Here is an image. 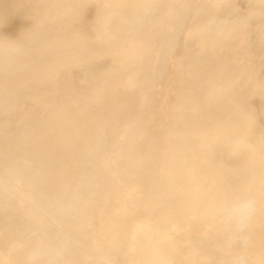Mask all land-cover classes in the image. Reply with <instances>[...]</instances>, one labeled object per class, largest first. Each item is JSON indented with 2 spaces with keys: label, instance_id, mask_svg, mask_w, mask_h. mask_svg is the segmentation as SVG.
<instances>
[{
  "label": "rangeland",
  "instance_id": "1",
  "mask_svg": "<svg viewBox=\"0 0 264 264\" xmlns=\"http://www.w3.org/2000/svg\"><path fill=\"white\" fill-rule=\"evenodd\" d=\"M263 23L264 0H0V264H49L60 249L65 264L79 251L85 264H264ZM67 54L78 62L45 64ZM136 106L147 139L125 180L106 165ZM105 174L114 187L94 215L85 196ZM247 197L257 211L235 233L223 209Z\"/></svg>",
  "mask_w": 264,
  "mask_h": 264
},
{
  "label": "bare ground",
  "instance_id": "2",
  "mask_svg": "<svg viewBox=\"0 0 264 264\" xmlns=\"http://www.w3.org/2000/svg\"><path fill=\"white\" fill-rule=\"evenodd\" d=\"M241 24V23H240ZM240 24H238V25H240ZM243 24V23H242ZM241 24V25H242ZM249 24V23H248ZM248 24H245V26H249ZM263 26H264V23H263ZM242 30L241 31H238V32H232L229 36L231 37V39L232 38H235L236 36H237V33H242V34H244L243 36H245V34H246V31H247V29H246V27H244V25L243 26H241L240 27ZM245 28V29H244ZM261 38H263V37H261ZM261 38L259 39V41L261 42ZM50 41L48 40L47 42H45V43H43V44H41L42 45V47H49L50 46ZM261 45H263L262 44V42L260 43ZM7 47V46H6ZM10 47V46H9ZM9 47H7V49L9 48ZM4 49V48H3ZM9 50V49H8ZM165 51V50H164ZM5 52V51H4ZM4 52H2V54L4 53ZM7 52H9V51H7ZM1 54V53H0ZM2 54L0 55V56H2ZM8 55V54H7ZM74 55V54H73ZM259 55H263V60H264V46H263V48L260 50V51H258V52H256V53H254V55H253V57H257V56H259ZM4 56H6V55H4ZM77 58V59H76ZM14 59V58H13ZM79 59V57L78 56H71V54L69 55V54H67V55H65V56H63V57H61V58H57V60H53V61H45V64L47 63V64H49V66H55L56 64H57V62L59 63V62H65V63H71L72 65L73 64H76ZM82 59V58H81ZM80 59V60H81ZM7 60H9V59H7ZM160 62V61H159ZM159 64V63H158ZM161 64V63H160ZM262 69H263V72H262V75H261V78L259 79V81L255 84V88H254V90H253V92L255 91V92H259V91H263L264 90V61H263V63H262ZM142 70L143 69H136V71L135 72H132V73H128V77H130L132 80H134L135 82H134V84L131 86L132 87V90H136L137 88H139L140 86H141V84H142V77H140L141 76V72H142ZM46 71L49 73H47L48 74V76H45V78H46V80L47 81H49L50 83H52L53 84V82H54V80L56 79L57 81H66L67 79L65 78V76H63V75H60V74H56V72L54 71V73H52L50 70H48V68L46 69ZM54 74V75H53ZM52 75L55 77H52ZM60 83H62V82H60ZM66 83V82H65ZM141 83V84H140ZM62 85V84H61ZM64 85V84H63ZM88 109V108H87ZM141 112V108L139 107V106H136L135 108H132V109H130V110H128L126 113H124L125 115L123 116L124 118H129V119H131L132 120V122L134 121V117H136V115L137 114H139ZM142 112H144L145 113V117H146V110H144V108H143V110H142ZM130 113H132V114H130ZM145 117H143V121H144V119H145ZM121 117H119L118 119H120ZM122 119V118H121ZM131 120H126V122L123 124V127H122V129H121V131L117 134V136L120 138L121 136H123L124 134H125V136H127V141H126V143L124 144V146H123V144L120 142V140H119V144L117 145L118 147L116 148V151L115 150H113V153H114V155L115 154H119L120 155V157H118L119 158V160L118 161H116V160H112L113 159V157H112V154H111V157H109V160H108V162H107V165L106 166H109L110 165V162L111 161H113V162H115V163H113V168H114V170H115V172H120V173H122V177L125 179V180H129V179H131L132 177H130V178H128L126 175H127V172H129V167H130V161H128L129 159H127V157H128V155L130 154V151L132 150V147L135 145V144H142V142H145V140L147 139V136H144V133L142 134V129H141V127H142V124L141 125H138V124H140V120L138 121V122H136V120L132 123L131 122ZM147 120V119H146ZM145 120V121H146ZM117 121L118 120H115V123H117ZM254 121V124L255 125H259V122H257V120L256 119H254L253 120ZM130 122V123H129ZM132 125H136L135 127H132V128H130V126H132ZM127 129H130V130H127ZM141 129V130H140ZM167 132V131H166ZM117 137V138H118ZM104 137H102L100 140H99V144L98 145H102V139H103ZM205 140V137L203 138V141ZM206 145H207V147H210L211 145H212V143H210V141H208V143H206ZM259 152V151H258ZM261 154H263V153H261ZM260 154V155H261ZM256 156H257V154H256ZM262 156V155H261ZM255 158V157H254ZM118 165V166H117ZM128 168V169H127ZM104 169L105 168H103V170L101 171V173H103L104 172ZM127 170V171H126ZM111 172H109V173H112V169L110 170ZM124 171L126 172V173H124ZM103 177H107V178H103ZM102 178H101V176H100V179H98L97 181H96V183H95V190L91 193L90 192V194L88 195V194H86V196H85V200H87V199H90L91 197H92V199L93 200H95V202H94V204H92L91 205V207L88 209L89 210V212L91 211V213H94V215H101V213H103V210H102V208L100 207V205H101V203H102V201H104L105 199H106V197H107V193H108V191L109 190H111V189H113V187H114V184L112 183V182H114L115 180H114V178L116 179V177L114 176L112 179H111V177H110V175L108 174V175H104ZM75 178V177H74ZM110 180V181H109ZM101 182H103V183H101ZM79 183V182H78ZM112 183V184H111ZM76 185V183H73V179H71V177H70V180L69 181H66L65 180V182L60 186V191H56L55 192V195H54V198H53V201L54 202H56L57 201V203L59 204V202L62 200V203H63V197H64V195H65V197H67L68 195L67 194H70V191H71V188L72 187H74ZM78 185V184H77ZM76 185V186H77ZM15 189V188H14ZM109 189V190H108ZM17 190V189H16ZM19 190H17V192H18ZM19 193H21V192H19ZM62 197V198H61ZM84 199V198H83ZM85 200H83V201H85ZM82 201V202H83ZM16 202H17V200H16ZM21 202V201H20ZM25 203V202H24ZM27 203V202H26ZM19 204V203H18ZM30 204V203H29ZM34 204V203H33ZM63 205V204H62ZM68 205H70L69 203L67 204V206ZM21 206V205H20ZM23 206V205H22ZM34 207V206H33ZM24 208V207H23ZM38 208V207H37ZM37 208H35V209H37ZM19 209H20V207H19ZM25 209V208H24ZM66 211V212H65ZM65 211L64 212H62L60 215H59V217H60V220L62 219V222H64L65 223V225L66 226H70L71 225V222H70V219H69V217H71V215H69V214H67V213H69V209H68V207H67V209H65ZM23 212H24V210H23ZM33 213V212H32ZM35 213V212H34ZM25 214V213H24ZM36 214V213H35ZM25 215H27V214H25ZM64 215H65V217H64ZM27 217H29V215L27 216ZM58 217V218H59ZM35 218V217H34ZM41 218V217H40ZM92 217L90 216V219H91ZM100 218H101V216H100ZM27 219V218H26ZM43 219V218H42ZM36 220H37V218H36ZM175 220V219H174ZM28 221H29V223H30V220L28 219ZM38 221V220H37ZM39 221H41V220H39ZM47 221V220H46ZM32 222V221H31ZM33 222H35L34 220H33ZM48 222V221H47ZM46 222V223H47ZM94 222L96 223V221L94 220ZM27 223V222H26ZM99 223H100V221H99ZM25 224V223H24ZM23 223H22V225H24ZM31 224V223H30ZM30 224H28V225H30ZM33 224V223H32ZM40 224H41V222H40ZM39 224V225H40ZM49 224V223H48ZM47 224V226H49ZM79 224V223H78ZM35 225V224H34ZM33 225V226H34ZM44 224H42V226H43ZM82 225V224H81ZM27 226V225H26ZM44 226H46V225H44ZM96 226H97V223H96ZM39 227H41V226H39ZM170 227H176V228H178V226H170ZM252 227V226H251ZM254 227V226H253ZM31 228V227H30ZM32 229V228H31ZM39 229H41V228H39ZM47 229V228H46ZM49 230H51L50 228H48ZM168 229H170V228H168ZM44 230V228L43 229H41V232ZM40 231V230H39ZM45 231V230H44ZM48 231V230H47ZM163 232H165V231H163ZM162 232V233H163ZM49 233V232H48ZM139 233H143V234H145V236L147 237V240H148V243L150 244L151 242H152V237H151V235H150V228L149 227H141V228H139V230L137 231V234H136V236H137V238H138V235H139ZM263 236H262V234L261 235H258V237L257 238H255V239H253V246H254V249H256L257 248V246H258V244H260L261 243V241L263 240V239H261ZM132 238H134V237H132ZM12 241V240H11ZM76 241H77V239H75V241H74V243L75 244H73L74 246L76 245ZM40 244H41V242H39ZM185 243V242H184ZM35 245V244H34ZM177 245V244H176ZM183 245V244H182ZM242 245V244H241ZM178 246V245H177ZM175 247V246H174ZM69 249V248H68ZM139 250V249H138ZM141 250H143V249H141ZM36 251V250H35ZM60 252H58V254L55 256V257H51V259H50V261H49V264H65L64 263V254H65V252L67 251L66 249H60L59 250ZM196 252V251H195ZM86 253L87 252H81V251H79L78 252V254L76 255V258H74V259H76V260H78V263L79 264H85V261H84V257H86ZM142 253V252H141ZM139 254V253H138ZM141 255H143V254H141ZM241 255V254H240ZM139 256V255H138ZM132 258H133V256H131ZM164 257H166L165 255H164ZM164 257H162L163 258V260H164ZM235 259V258H234ZM145 260V259H144ZM131 261V260H130ZM135 261V260H134ZM149 262L151 263V264H154V262H153V260H152V258H151V256H150V259H149ZM234 262H235V260H234ZM31 263V262H30ZM73 263H76V261L75 260H73ZM33 264V263H32ZM70 264V263H69ZM139 264V263H138ZM145 264V263H144Z\"/></svg>",
  "mask_w": 264,
  "mask_h": 264
},
{
  "label": "clouds",
  "instance_id": "3",
  "mask_svg": "<svg viewBox=\"0 0 264 264\" xmlns=\"http://www.w3.org/2000/svg\"><path fill=\"white\" fill-rule=\"evenodd\" d=\"M256 211V200L247 197L232 202L230 206L223 209V215L234 225L235 233H244L251 223ZM243 243H247L246 239L243 240ZM236 264H245L244 257L237 258Z\"/></svg>",
  "mask_w": 264,
  "mask_h": 264
}]
</instances>
